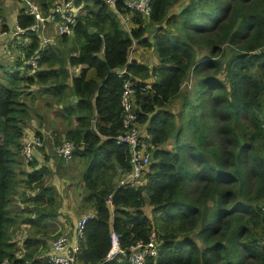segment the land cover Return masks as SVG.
Instances as JSON below:
<instances>
[{"label": "trees", "instance_id": "1", "mask_svg": "<svg viewBox=\"0 0 264 264\" xmlns=\"http://www.w3.org/2000/svg\"><path fill=\"white\" fill-rule=\"evenodd\" d=\"M32 1L48 12L63 0ZM74 1L87 14L78 18L73 37L56 36L64 45H79L67 50L68 59L55 40L43 48L42 36L28 32L9 36L15 66L0 61V264L35 263L36 244L28 239L19 248L13 239L18 216L8 209L19 185L45 191V169L24 170L35 160L27 164L22 155L30 135L22 88L50 83L47 91L70 126L64 140L75 144L74 158L88 165L85 203L94 214L80 243L81 264L105 259L112 230L123 249L148 242L156 231L160 253L146 264H264V0H150L149 17L120 2L131 31L107 0ZM34 23L24 6L17 27L27 30ZM135 45L139 53L153 50L158 64L130 61ZM36 55L34 69L27 60ZM79 66L84 68L73 76L72 67ZM190 76L195 98L181 94ZM127 80L139 88L150 85L147 94L138 90L134 104L152 145V162L137 186H119L132 170L129 145L115 140L123 130ZM41 151L50 153L45 146L34 154ZM48 201L39 196L34 209L56 213L57 201Z\"/></svg>", "mask_w": 264, "mask_h": 264}, {"label": "built area", "instance_id": "2", "mask_svg": "<svg viewBox=\"0 0 264 264\" xmlns=\"http://www.w3.org/2000/svg\"><path fill=\"white\" fill-rule=\"evenodd\" d=\"M19 1L24 3L28 14L35 18V23L27 30L16 27L12 32L13 36L20 37L22 34H27L28 32L40 35L43 38V48L55 40L56 36L65 35L73 37L75 33L74 28L78 24V18L83 15V8L77 6L74 0H63L55 4L48 12H45L40 4H36L32 0ZM120 2L123 4L124 8L137 10L146 17L151 15L152 8L150 0H107L111 8L120 14L121 20L128 31H131L130 18L123 16L122 12L119 11L117 5ZM135 48L136 45L132 48V55L130 54L129 58L130 61L133 60L132 56ZM39 59L40 55H36L30 60H27V65L37 69ZM119 73L122 75L126 73V70L123 69ZM149 88L150 85L139 88L134 80H127L124 85L121 98V104L124 108V114L122 116L123 130L115 140L117 144L129 145L132 170L121 177L119 186H137L142 184L143 174L152 162L151 141L140 129L137 107L134 105L138 90L143 94H147ZM46 139V135L42 137L29 135L25 139L22 155L27 164L34 161L36 149H43L46 146ZM51 152L58 158L69 162L75 157L76 146L69 140H63L54 148L52 147ZM108 202L110 203L111 201L108 200ZM92 215H87L77 222L76 235L74 238H70L67 235H59L53 239L51 243V252L48 256L49 264H81L79 259L80 243L84 237L86 222ZM110 238L111 248L105 259L99 264H146L149 258L157 259L159 256L161 241L156 231H152L148 242L138 241L129 249H123L120 246V238L115 231L112 230ZM17 259H24L22 252L17 254ZM2 264L15 263L10 259H5Z\"/></svg>", "mask_w": 264, "mask_h": 264}, {"label": "crops", "instance_id": "3", "mask_svg": "<svg viewBox=\"0 0 264 264\" xmlns=\"http://www.w3.org/2000/svg\"><path fill=\"white\" fill-rule=\"evenodd\" d=\"M23 8L24 5L20 4L18 0H0V25L5 20H9L5 23V26L9 28V31L0 33V53H2V50L4 49L2 40L6 39V42L10 41L9 36L17 27V16L20 10ZM10 18H12L13 21H11ZM56 39L57 37H55V41H58ZM55 44L57 45L56 42ZM8 54L11 53L6 52V56H8ZM139 55L133 56L132 59H140ZM154 65L155 64H153V66ZM79 68V71L81 72L84 66H79ZM76 69H78V67H72L71 69V74L73 76H78L80 74V72L78 74L74 73ZM31 123L38 125V123L35 121H32ZM27 131L30 133V135L37 134L34 130H30L29 128H27ZM38 131H41L44 136L48 135V137L54 134V132L47 128H38L37 132ZM49 156H51L50 153L44 155V153L41 151L40 154H35L34 165L32 167L26 166L24 168L26 172H35L45 169V173H42L45 175V179L43 180L45 191L41 190L40 188H27L24 185H19L18 192L12 198V202L8 209L12 215L18 216V224L13 229V239L19 244L25 243L28 239L36 244L34 247V264H49L48 256L51 252V243L53 239L59 235H67L70 238H74L76 235L77 222L87 215L94 214L92 207L86 212H80L78 210V208H81L82 210L86 208V205L83 203L78 185L73 186L72 183H68L66 185L64 179H62L63 182H61L60 176L58 175V168L60 167H58L53 156H51L52 158L50 157L47 159ZM77 159L78 158H75V160ZM63 169L64 168H61V170ZM63 172L68 173L66 171ZM82 173L84 174L85 172ZM51 174L53 176L49 179ZM26 177L27 176L25 175H21L20 180H24ZM55 192L56 196L59 198L56 203L61 201L60 209H58L56 213H53V215H49V213H46L45 215L39 214V212L34 209L36 206L34 200L41 196L45 199V202H49L48 197L54 195ZM45 206L47 205H41L40 208L42 209ZM76 212H80L78 217L76 216ZM57 213L60 214L59 217H55V214ZM29 217L35 220V222L38 224L33 225L29 223L27 221ZM50 237L52 238L50 239ZM42 249H47L44 251L43 256L40 255Z\"/></svg>", "mask_w": 264, "mask_h": 264}, {"label": "rangeland", "instance_id": "4", "mask_svg": "<svg viewBox=\"0 0 264 264\" xmlns=\"http://www.w3.org/2000/svg\"><path fill=\"white\" fill-rule=\"evenodd\" d=\"M57 1H61V0H57ZM18 2L20 4H23V2H21L19 0H18ZM89 5H90V3H89ZM183 5H185V0H184ZM178 8H179V6H176V8L173 9V12L176 11ZM82 14H83V16L87 14V9H85V7H84ZM128 18H130V17H128ZM10 20L13 21L12 18H10ZM8 21L9 20H5L4 22L1 23L0 33H4V31L9 29L7 26H5V23ZM19 42H23V40H21ZM55 42L57 43L56 48H59L61 51L64 50L62 48H65L67 51V50H69V48H72L73 46H77L73 42H69V44H67V45L62 44L59 41H55ZM2 43H3L4 49L2 50V53H0V61L2 64H4L5 66H7L8 68L11 69L15 66L14 62H15L17 56L15 55V53L12 52V48H11L12 44L10 41L6 42V39H5V40H2ZM78 48H79V45L77 47H75V49H78ZM7 51L11 53V54H8V56H6ZM139 51H141V52L139 53L138 48L136 47V50H135L133 56H137L140 54L139 55L140 59H143L144 63H147V64L150 63L149 65H151V66H153V64H155V65L158 64V61H156V59L154 57L153 50L140 48ZM69 53L67 51V53L64 55L65 60L68 59ZM227 53H230L229 50H227ZM10 58H12V59H10ZM228 58H230V56H225V60H227ZM45 68H46V65H44L42 67V69H45ZM79 70H80V68L78 67V69H76L74 71V73L78 74L80 72ZM0 74H1V71H0ZM219 78L221 80H224V75L221 74L219 76ZM195 82H196V80L192 76L188 77L183 82L182 93H181L182 96L189 95L191 98H195V95H194L195 94ZM50 87H51V83L46 85V86H43L40 84H35V85H29L28 84V85H24V87L22 88L24 91L23 99L29 105V108H30V118H29L30 122L28 123L27 126L30 130H34L36 133H37L38 128H43V129L47 128V129H50V131L54 132V134H52L50 137H48V135H47L46 146H48V151L50 152V155L54 157L55 162L57 163L58 167H60V168H58V170H59L58 175L60 176L61 182H63L62 179H64L66 182V185L68 183H72L73 186L78 185L80 192H81V197H82L83 203H84V205H86V208L84 210H82L81 208H78V210L80 212H86V211H88L89 208L92 207L91 204L88 205L87 203H85V197L87 194V190H86L84 179H83L84 174L82 173V172H85L87 170L88 165L84 162V160H82L80 158H78L77 160H75V158H74L73 160H71L69 162L64 161V160L58 158L55 154H53L51 152L52 147L54 148L56 145H58L59 143H61L65 139L66 131L70 128V126L67 124V121L64 119V116L66 114L63 115V113H65V110L63 109V107H59L57 105L56 97L53 96V94L51 92L47 91ZM177 108H179V105ZM32 121H35L36 123H38V125L31 123ZM51 156L47 157V159L50 158ZM61 168H64V169L61 170ZM63 171H66L68 173H64ZM52 176L53 175L51 174L49 176V179ZM78 176H80V177H78ZM119 178H120V176H118L115 179V181L117 182ZM51 196L54 198V201H58L59 198H58V196H56V192L54 195H51ZM60 203H61V201H59L56 204L54 203L55 209L57 211L61 207ZM152 210L153 209L149 206H147L145 208V212L149 216H152ZM80 212H78V213L76 212L77 217L79 216ZM49 215H53V213H49ZM59 215L60 214L57 213V214H55V217H59ZM195 234H197V232ZM262 234L263 233H261V235ZM191 237L193 239L197 240L196 235H192ZM51 238L52 237H50V239ZM262 239H263V236H262ZM19 245L18 246L21 249L22 244H19ZM46 250L47 249H45V250L42 249L40 252V255L43 256V253Z\"/></svg>", "mask_w": 264, "mask_h": 264}, {"label": "clouds", "instance_id": "5", "mask_svg": "<svg viewBox=\"0 0 264 264\" xmlns=\"http://www.w3.org/2000/svg\"><path fill=\"white\" fill-rule=\"evenodd\" d=\"M133 57V56H132ZM35 160V159H34Z\"/></svg>", "mask_w": 264, "mask_h": 264}]
</instances>
